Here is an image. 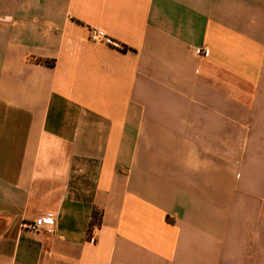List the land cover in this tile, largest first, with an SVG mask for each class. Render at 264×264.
I'll return each instance as SVG.
<instances>
[{"label":"crops","instance_id":"0c3cea01","mask_svg":"<svg viewBox=\"0 0 264 264\" xmlns=\"http://www.w3.org/2000/svg\"><path fill=\"white\" fill-rule=\"evenodd\" d=\"M0 264H264V0H0Z\"/></svg>","mask_w":264,"mask_h":264},{"label":"built area","instance_id":"2783aa9c","mask_svg":"<svg viewBox=\"0 0 264 264\" xmlns=\"http://www.w3.org/2000/svg\"><path fill=\"white\" fill-rule=\"evenodd\" d=\"M90 40L93 42H111V38L105 33L104 30L93 28L90 30ZM196 53L199 56H209L210 50L206 47H198L196 48ZM57 216L53 213H48L37 218L32 224L28 227L30 230L36 233H42L48 235L56 234L57 230Z\"/></svg>","mask_w":264,"mask_h":264},{"label":"trees","instance_id":"16d2710c","mask_svg":"<svg viewBox=\"0 0 264 264\" xmlns=\"http://www.w3.org/2000/svg\"><path fill=\"white\" fill-rule=\"evenodd\" d=\"M38 62L41 63H47V64H53L54 61L53 60H47V59H43V58H39L37 59ZM103 222V211L99 208H95L92 214V218L89 224V229H88V240L91 242H95L96 241V235H95V231L97 228L101 227Z\"/></svg>","mask_w":264,"mask_h":264}]
</instances>
